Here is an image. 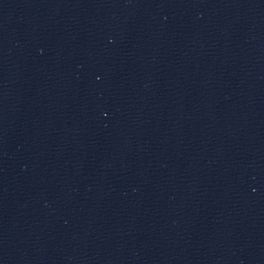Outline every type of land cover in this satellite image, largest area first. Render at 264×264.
I'll return each mask as SVG.
<instances>
[{
    "label": "water",
    "instance_id": "1",
    "mask_svg": "<svg viewBox=\"0 0 264 264\" xmlns=\"http://www.w3.org/2000/svg\"><path fill=\"white\" fill-rule=\"evenodd\" d=\"M0 264H264V0H0Z\"/></svg>",
    "mask_w": 264,
    "mask_h": 264
}]
</instances>
